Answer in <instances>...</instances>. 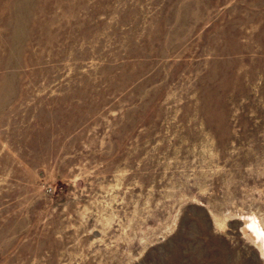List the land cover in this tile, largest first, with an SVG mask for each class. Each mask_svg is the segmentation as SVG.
<instances>
[{
    "label": "rangeland",
    "instance_id": "1",
    "mask_svg": "<svg viewBox=\"0 0 264 264\" xmlns=\"http://www.w3.org/2000/svg\"><path fill=\"white\" fill-rule=\"evenodd\" d=\"M262 236L264 0H0V264H264Z\"/></svg>",
    "mask_w": 264,
    "mask_h": 264
},
{
    "label": "bare ground",
    "instance_id": "2",
    "mask_svg": "<svg viewBox=\"0 0 264 264\" xmlns=\"http://www.w3.org/2000/svg\"><path fill=\"white\" fill-rule=\"evenodd\" d=\"M258 236H259V234H258ZM260 239H261V246H262V248L264 250V237L262 236Z\"/></svg>",
    "mask_w": 264,
    "mask_h": 264
}]
</instances>
